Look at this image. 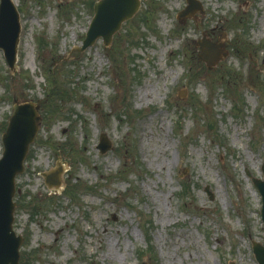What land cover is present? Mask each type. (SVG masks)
I'll return each mask as SVG.
<instances>
[{"label": "rangeland", "instance_id": "374dc122", "mask_svg": "<svg viewBox=\"0 0 264 264\" xmlns=\"http://www.w3.org/2000/svg\"><path fill=\"white\" fill-rule=\"evenodd\" d=\"M12 1L0 155L15 100L41 117L15 179L18 263L257 264L264 221L247 172L264 179V0H201L184 23L185 0H140L108 44L82 50L96 0ZM203 35L227 50L211 68ZM57 162L51 188L41 172Z\"/></svg>", "mask_w": 264, "mask_h": 264}, {"label": "water", "instance_id": "95a60500", "mask_svg": "<svg viewBox=\"0 0 264 264\" xmlns=\"http://www.w3.org/2000/svg\"><path fill=\"white\" fill-rule=\"evenodd\" d=\"M185 8L177 13L180 20L186 19L196 9H201L197 0H187ZM139 7V0H99L94 3V16L89 24L82 42L84 48L97 37L102 36L105 44L109 43L112 34L121 22L133 15ZM18 14L11 0H0V47L4 50L8 64L12 67L16 43L18 39ZM201 45L199 58L211 67L222 56L219 47L209 40L198 41ZM224 55V54H223ZM39 117L32 112L30 103L15 104L6 132L3 136L4 152L0 159V264H18V245L20 236H16L12 229L14 202V176L23 168L22 160L27 151L28 143L33 139ZM110 143L102 140L101 150H105ZM60 169L52 175L43 173L46 182L55 186L59 183ZM255 186L262 194L261 215L264 220V181L253 179ZM252 248L259 264H264V247L252 241Z\"/></svg>", "mask_w": 264, "mask_h": 264}, {"label": "bare ground", "instance_id": "6f19581e", "mask_svg": "<svg viewBox=\"0 0 264 264\" xmlns=\"http://www.w3.org/2000/svg\"><path fill=\"white\" fill-rule=\"evenodd\" d=\"M148 92H150V90H148V89H142V90H140V93H139V99L141 100L142 98H144V97H146V95H147V93ZM145 95V96H144Z\"/></svg>", "mask_w": 264, "mask_h": 264}]
</instances>
